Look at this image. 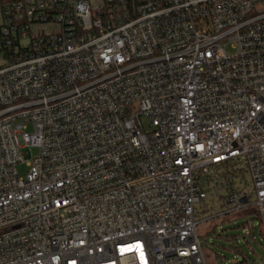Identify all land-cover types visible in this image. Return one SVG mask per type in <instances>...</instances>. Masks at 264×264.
<instances>
[{
  "label": "built area",
  "instance_id": "obj_1",
  "mask_svg": "<svg viewBox=\"0 0 264 264\" xmlns=\"http://www.w3.org/2000/svg\"><path fill=\"white\" fill-rule=\"evenodd\" d=\"M0 9V264H208L196 204L238 162L225 212L264 233V0Z\"/></svg>",
  "mask_w": 264,
  "mask_h": 264
},
{
  "label": "rangeland",
  "instance_id": "obj_2",
  "mask_svg": "<svg viewBox=\"0 0 264 264\" xmlns=\"http://www.w3.org/2000/svg\"><path fill=\"white\" fill-rule=\"evenodd\" d=\"M227 50L232 52L229 46ZM31 151L32 157L39 154V148L33 147ZM28 160L31 159L25 161ZM242 166L238 162V169L230 166L229 171L235 174ZM17 169L21 175L28 171L25 163L18 164ZM243 170L244 177L236 174L229 185L225 174L219 171L215 176L216 182L213 180L209 184L206 201L196 204V218L202 219L198 233L208 264H264V233L257 215L249 210L225 212L227 207L223 199L231 190H253L250 175L245 168Z\"/></svg>",
  "mask_w": 264,
  "mask_h": 264
},
{
  "label": "trees",
  "instance_id": "obj_3",
  "mask_svg": "<svg viewBox=\"0 0 264 264\" xmlns=\"http://www.w3.org/2000/svg\"><path fill=\"white\" fill-rule=\"evenodd\" d=\"M230 166H232V165H223V166H220V167H217V168H218L219 171H222V173L225 174L226 172L230 173V171H229V167H230ZM232 168H234V167L232 166ZM235 172H236V170H235ZM230 174H231V173H230ZM236 174L240 175L241 177H242V176L244 177V170H243V169H240L239 172L237 171L235 174H231V175H232L233 178H234V176H236ZM233 178H232V179H233ZM232 179H231V180H232ZM230 182H231V181H230ZM231 191H234V190H231ZM243 210H249V212L256 214V210H255L254 207H248V208L243 209ZM240 211H241V210H240Z\"/></svg>",
  "mask_w": 264,
  "mask_h": 264
}]
</instances>
